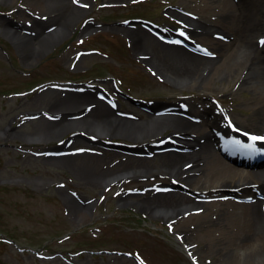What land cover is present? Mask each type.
Masks as SVG:
<instances>
[{"label":"rangeland","instance_id":"1","mask_svg":"<svg viewBox=\"0 0 264 264\" xmlns=\"http://www.w3.org/2000/svg\"><path fill=\"white\" fill-rule=\"evenodd\" d=\"M38 1L0 0V264H212L219 254L200 234V224L179 223L189 213L217 217L215 208L204 204L211 200L202 195L208 189L189 188L160 170L169 152L194 149L172 130L141 140L143 136L120 131L100 134L93 126L74 125L53 136L39 128L56 117L57 98L86 91L143 126L158 116L207 117L201 105H194L196 111L189 115L194 100L225 107L240 120L264 112L252 91L260 86L262 73L253 72L241 83L247 69L245 55L238 51L230 71L206 90L183 76L171 78L152 53L136 46L139 30L161 48L177 45L203 56L209 55L204 37L228 41L229 33H213L221 31L218 27L189 32L192 19L199 28L220 18L197 10L196 0H85L83 14L69 23L67 32L40 46L30 59V49L20 46L16 28L7 24L21 20L31 26L33 14L49 15L51 10L41 9ZM163 29L177 32L175 39ZM23 38L26 44L36 41ZM258 128L264 133V127ZM78 135L86 139L74 142ZM81 165L99 178L94 182L78 174ZM241 187L214 190L220 198L249 201ZM170 192L185 202L182 209L172 207L166 214L169 208L162 207L156 213V193ZM70 198L82 204L85 215L74 211ZM248 262L264 264V245L241 264Z\"/></svg>","mask_w":264,"mask_h":264},{"label":"bare ground","instance_id":"2","mask_svg":"<svg viewBox=\"0 0 264 264\" xmlns=\"http://www.w3.org/2000/svg\"><path fill=\"white\" fill-rule=\"evenodd\" d=\"M38 3L41 9L48 8L51 11L49 15L36 16L33 14L35 20L31 26L21 20L7 21L10 28H16L13 29V33L16 34V41H20V46L30 49L31 52L27 53L30 59L35 57V51L40 46H44L59 34L67 32L69 23L76 21L83 14L82 5L86 2L85 0H76V3L71 0H40ZM195 7L203 14L214 12L220 15V18L202 22L200 26L203 29H200L199 25L198 28L195 20L192 19L190 23L194 26H190L191 34L200 33L199 30H206L209 33L211 28L218 27L221 31L214 30L213 33H229L230 40L222 41L204 37V45L209 55L203 56L187 52L186 49L177 47V45H162L161 48L149 39L151 36L148 33L139 32V30L136 31L139 39L136 46L152 53L151 59L171 78L183 76L206 90H213L212 84L217 77L223 72L230 71L229 62L238 51H241L245 55L244 69H247L246 74L243 73L240 77L241 83L245 84L253 72L262 73L260 86L252 89L256 106L262 108L261 102L264 105V63H260L262 49L257 40L255 43V36H259L264 31V0H196ZM209 27L210 30H208ZM23 36L30 37V39L32 37L36 41L33 40L26 44L28 40ZM259 94H261L260 98ZM94 96L86 91L80 95L69 94L63 98H57L54 103L57 106V111H54L56 117L54 120H45L39 130L53 136L74 125L93 126L100 134L104 132L117 134L120 131L121 135L143 136L141 140L156 136L161 129L162 131L163 129L172 130L173 135L178 136L181 141L188 143L189 147L194 149L190 152H169L160 169L161 172L182 180L187 187L195 188L200 192L208 189L207 194L204 192L202 195L210 196L211 200L204 204L207 209L215 208L218 213L215 219L209 215L202 217L201 214L189 213L188 217L180 220V225L187 226L188 221H196L200 224V234L208 241L213 253L219 254L212 264H241L244 257L264 245V165L245 169L238 165L239 161L234 158L236 155H233L235 153L243 154L244 157L248 155L249 149L244 145L251 143L248 142L252 141L250 137L261 135L256 128L264 127V112L259 115L251 114L239 120L231 116L230 110L225 107L219 108L208 101L202 103L194 100L191 102L193 106L189 108V115L194 110L196 111L194 105L199 107L201 105V111L209 114L208 119L199 120L192 118V115L191 118L180 115L158 116L143 126L144 124L136 123L137 119L131 114L111 108L96 100ZM211 121L221 125L222 130L212 131ZM73 139L76 142L86 137L78 135ZM258 143L252 142L254 145ZM221 150L229 153L234 160L224 158ZM69 158L64 157L68 164H72ZM73 164L72 166H75ZM75 170L78 174L90 178L91 181L95 182L99 178L91 172L88 166L81 165ZM246 183L250 184L249 187H243ZM219 186L227 188L242 186L244 196L250 197L251 201L238 202L234 199L220 198V193L216 194L214 190ZM177 197L179 194L172 192L156 193L154 200L156 213L162 212L159 210L162 207L169 208L164 210L166 214L171 211L172 207L174 211L182 209L185 202L177 201ZM70 202L77 214L85 215L81 203L74 198H70ZM205 219L208 222L206 227L201 224ZM178 238L181 236L179 235ZM190 251H194L193 248ZM247 264L256 263L248 262Z\"/></svg>","mask_w":264,"mask_h":264},{"label":"snow or ice","instance_id":"3","mask_svg":"<svg viewBox=\"0 0 264 264\" xmlns=\"http://www.w3.org/2000/svg\"><path fill=\"white\" fill-rule=\"evenodd\" d=\"M181 35H183V33H181ZM177 43H178V41H177ZM262 43H264V41H262ZM250 139L252 141H264V137H258V136H252V137H250ZM244 147L249 149V150H255L254 144L244 145Z\"/></svg>","mask_w":264,"mask_h":264}]
</instances>
